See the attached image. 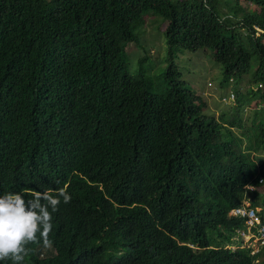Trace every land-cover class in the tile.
I'll list each match as a JSON object with an SVG mask.
<instances>
[{"label": "trees", "instance_id": "1", "mask_svg": "<svg viewBox=\"0 0 264 264\" xmlns=\"http://www.w3.org/2000/svg\"><path fill=\"white\" fill-rule=\"evenodd\" d=\"M240 1L0 0V161L13 188L69 183L72 197L53 218L54 252L29 242L21 264H264L229 216L264 179L251 155L264 152V0ZM150 12L167 24L161 91L128 67ZM200 49L221 66V86L247 75L263 88L248 93L262 109L247 148L234 133L249 136L245 95L236 88L232 111L209 117L174 70L180 52Z\"/></svg>", "mask_w": 264, "mask_h": 264}, {"label": "clouds", "instance_id": "2", "mask_svg": "<svg viewBox=\"0 0 264 264\" xmlns=\"http://www.w3.org/2000/svg\"><path fill=\"white\" fill-rule=\"evenodd\" d=\"M256 29L259 32H263L259 28ZM232 83L235 89L231 90L229 97L226 98L224 96L223 98L224 101L229 100V105H235L237 100V89L244 95L255 93L263 89L261 85L255 87L250 84V82L247 87L241 89V86L238 87L233 78L231 79L230 85ZM257 107H260L258 110L262 109V103L260 101ZM245 108H249L248 105ZM243 124L246 129L245 120ZM254 125L255 124L252 123V127ZM254 152L257 151L254 150ZM258 153L262 154L260 152ZM252 158L254 159L253 155ZM257 158L262 159L263 157H261V155L256 156L255 161L259 164ZM24 178L27 179L26 175H24ZM15 179L16 177L13 175L11 168H5L0 161V260L11 257L14 264H21L31 251V249L26 246L29 242H42L43 246L47 248L45 250L54 252L53 248L50 247L53 241L49 238L54 227L53 218L55 219L56 214L59 212V205L61 202L68 204L71 202L72 197L67 191L69 183L65 185V188L61 189H46L43 192H29L23 188H13L11 183ZM259 184L261 185L260 187H256L252 184L246 185L244 187L243 203L241 206L229 212L230 217L244 221V228L236 231L237 235L234 239L236 241L242 240V248L249 249L253 256L259 255L264 251V248H260V250L256 252L254 250V247H257L255 239L253 237L247 239V236H251L248 225L250 219L254 221V227H252L253 231H256L257 228L264 227V206H253V200L249 197L250 193L257 191L258 194L262 196L261 199L263 200L264 192L258 191V189L264 187V179L262 177L259 178ZM100 189L102 190V188ZM25 195H28L30 198L26 199ZM232 248L235 249V247ZM254 264H263L262 257L256 259Z\"/></svg>", "mask_w": 264, "mask_h": 264}, {"label": "rangeland", "instance_id": "3", "mask_svg": "<svg viewBox=\"0 0 264 264\" xmlns=\"http://www.w3.org/2000/svg\"><path fill=\"white\" fill-rule=\"evenodd\" d=\"M242 7L246 10H252L254 6L246 1H240ZM235 6V2H231L229 6H223L222 12L229 13V8ZM255 9V8H254ZM148 15H152L146 20V24L140 29L141 35L139 41L134 44H130L128 51V67L129 71L135 77L138 76L141 70L144 71V78L151 81L154 85V89L161 91L160 83L163 79L164 72L170 66V59L167 56V44L164 31L167 24H163L160 27V23L157 18L162 20L154 12H150ZM146 15V17L148 16ZM155 19L154 28L150 26V20ZM174 64L176 69L181 73V78L186 81L188 87L193 91L195 100L201 104L204 108V114L209 117H219L222 113H229L232 111L234 104L229 105V100L224 101V96L227 98L231 90L235 89L233 83L228 86H221L224 77L222 75L221 66L215 62L212 57V51L209 49H200L197 52L184 51L180 52L178 56L174 58ZM249 85V76L245 75L242 82L238 85L245 88ZM244 95V94H243ZM256 97H252L251 94H245L244 99L251 102L243 112V118L245 120L246 131L248 135H244L243 131L235 129L234 133L239 137L240 143L243 148H247L255 141V131L252 127V119L255 113L254 110L260 109L258 106L259 101L255 100ZM256 130H259L257 126ZM254 160L256 156L263 157L257 158L258 162L264 160V153L259 154L252 150ZM259 192H264V187L258 189ZM259 198H262L260 194H257ZM264 259V258H263Z\"/></svg>", "mask_w": 264, "mask_h": 264}, {"label": "built area", "instance_id": "4", "mask_svg": "<svg viewBox=\"0 0 264 264\" xmlns=\"http://www.w3.org/2000/svg\"><path fill=\"white\" fill-rule=\"evenodd\" d=\"M248 225L251 236H247V239L251 237L255 239L257 242V247H254V250L258 252L260 248H264V227L257 228L256 231H253L252 227H254V221L252 219L248 221Z\"/></svg>", "mask_w": 264, "mask_h": 264}]
</instances>
